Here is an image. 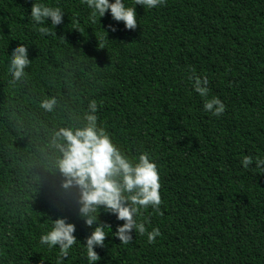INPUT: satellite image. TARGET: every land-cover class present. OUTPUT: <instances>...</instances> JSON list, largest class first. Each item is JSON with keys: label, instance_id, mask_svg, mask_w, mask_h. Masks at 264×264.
<instances>
[{"label": "trees", "instance_id": "obj_1", "mask_svg": "<svg viewBox=\"0 0 264 264\" xmlns=\"http://www.w3.org/2000/svg\"><path fill=\"white\" fill-rule=\"evenodd\" d=\"M36 3L60 8L62 23L33 21ZM136 15L128 30L108 13L93 20L83 0H0V264H89L83 245L95 225L80 218L77 190L62 186L54 136L84 127L86 114L133 161L149 154L162 200L160 214L149 206L137 216L148 232L159 228L152 244L135 230L121 244L113 233L124 222L101 208L110 228L95 264H264V169L255 167L264 158V0H165ZM20 45L30 63L13 81L9 56ZM191 72L225 104L220 117L203 111ZM48 99L52 111L40 107ZM57 218L76 227L65 257L39 242Z\"/></svg>", "mask_w": 264, "mask_h": 264}, {"label": "clouds", "instance_id": "obj_2", "mask_svg": "<svg viewBox=\"0 0 264 264\" xmlns=\"http://www.w3.org/2000/svg\"><path fill=\"white\" fill-rule=\"evenodd\" d=\"M91 9L93 20L102 18L106 13L110 14L116 23L123 22L128 30L137 27L136 6L143 8H156L163 5L165 0H134L135 7H128L124 0H83ZM50 19L52 24L60 25L63 21L61 9L48 7L36 3L31 9V19L35 22H43ZM111 27V25H110ZM112 28V31H115ZM30 63L27 48L20 45L12 49L9 56L8 71L13 81H18L24 76V70ZM187 79L192 83V90L203 99V111L211 116L220 117L226 110L225 104L217 97L207 98L209 94L208 78L200 77L191 72ZM55 105L54 99L43 100L40 107L46 111H52ZM91 113L98 111L96 101L90 103ZM87 121L84 127L60 128L54 136L57 147L62 153L59 160V169L64 176L63 188L67 191L75 188L78 192V214L89 228L94 225V230L86 237L84 249L89 264H95L100 257L94 250L103 247L108 237L105 228L99 221V213L102 208L107 214L114 215L118 225L113 233L121 244H129L132 241V232L147 236V242L152 244L160 235L159 228L146 230L145 223L138 222L137 216L142 209L149 206L154 212L160 214L162 203L160 195V176L157 165L151 160L147 152L141 153L133 161L113 142L111 136L103 127L98 125L97 115L86 114ZM245 169L253 164V157L245 155L240 161ZM255 167L264 169V158H255ZM76 227L67 222L66 218H57L52 222L51 228L39 237L41 245L49 249L59 247V256L65 257L70 249L77 243L74 235ZM57 264H59V259Z\"/></svg>", "mask_w": 264, "mask_h": 264}]
</instances>
